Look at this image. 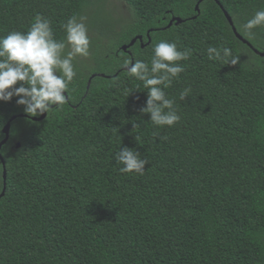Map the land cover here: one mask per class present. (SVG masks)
Returning a JSON list of instances; mask_svg holds the SVG:
<instances>
[{
  "label": "trees",
  "instance_id": "16d2710c",
  "mask_svg": "<svg viewBox=\"0 0 264 264\" xmlns=\"http://www.w3.org/2000/svg\"><path fill=\"white\" fill-rule=\"evenodd\" d=\"M101 1L0 0V36L26 32L41 14L63 39L68 18L87 17ZM198 1L123 0L129 17L105 29L93 16L99 43L78 58L68 103L39 122L12 121L0 151V264H264V70L256 67L264 58L235 38L213 0L197 15ZM218 1L264 52V27L255 40L241 28L264 0ZM175 17L185 22L163 30ZM148 32L149 45L120 50L136 36L145 45ZM161 40L192 55L165 89L181 120L157 128L140 111L143 83L119 64L150 62ZM210 45L232 48L239 62L209 60ZM16 99L0 102V142L12 117L29 116ZM121 147L149 161L144 175L119 171ZM1 176L0 162V194Z\"/></svg>",
  "mask_w": 264,
  "mask_h": 264
},
{
  "label": "clouds",
  "instance_id": "9594fccd",
  "mask_svg": "<svg viewBox=\"0 0 264 264\" xmlns=\"http://www.w3.org/2000/svg\"><path fill=\"white\" fill-rule=\"evenodd\" d=\"M85 16L68 18L62 25L65 36L57 40L51 21L41 14L33 18L26 32L12 30L0 36V102H10L15 97L16 104L30 117L43 115L62 109L70 99L69 86L79 78L78 58L91 55V39ZM264 27V9L257 10L242 26L243 34L255 40V29ZM208 59L220 61L224 65H236L239 56L233 49L222 46H208ZM192 50L179 49L177 43L161 40L153 47L150 62L123 57L119 67L143 83L147 90L146 105L141 113L150 114V123L157 128L173 127L180 120L175 100L168 98L165 89L178 80L185 71L182 61H188ZM264 70V64H257ZM132 89H125L127 97ZM191 93L186 88L180 93L185 101ZM54 106V107H53ZM134 128L139 127L134 124ZM135 139L139 140L136 136ZM115 160L122 165L121 173L144 175L147 159L141 153L128 147H121Z\"/></svg>",
  "mask_w": 264,
  "mask_h": 264
},
{
  "label": "water",
  "instance_id": "95a60500",
  "mask_svg": "<svg viewBox=\"0 0 264 264\" xmlns=\"http://www.w3.org/2000/svg\"><path fill=\"white\" fill-rule=\"evenodd\" d=\"M205 0H199L195 6V12L197 13V15H199V5ZM219 7L220 9L222 10V13L225 17V19L227 20L231 30H232V33L234 34L235 38L240 41L241 43H243L244 45H246L255 55L261 57V58H264V52H259L258 50L254 49L245 39L242 38V36L237 32L236 28L234 27L233 25V22H232V19L231 17L228 15V13L223 9V7L220 5L219 1L218 0H213ZM195 19V17L193 18ZM185 21L184 20H181L180 18H172L168 25L163 28V30H165L166 28H170L173 24L175 26H178L180 24H183ZM149 33H147V43L144 45L143 44V41H142V37L141 36H136L134 37L127 45H123L121 46L120 50L123 51V52H128V49L131 48L136 42H139L141 48H144V46L146 45H149L150 42H151V39L149 37ZM125 71V70H124ZM100 77H105L103 75H99ZM95 76H91V78L89 79L88 81V84H87V91L90 87V83H91V79L94 78ZM107 78V77H105ZM46 116V113L43 114V115H40L39 117H29L27 115H18V116H14L12 117L9 122L5 125V127L3 128L2 130V133L4 135V138L3 140L0 142V151H1V148L7 143L8 139H9V134H10V125L12 123V121H14L17 117H20V118H28L34 122H39V121H42ZM20 147V144H16L15 145V148L18 149ZM0 162H1V165H2V180H3V188H2V192L0 194V198L3 197L5 195V190H6V171H5V163H4V160L2 158V156L0 155Z\"/></svg>",
  "mask_w": 264,
  "mask_h": 264
},
{
  "label": "rangeland",
  "instance_id": "374dc122",
  "mask_svg": "<svg viewBox=\"0 0 264 264\" xmlns=\"http://www.w3.org/2000/svg\"><path fill=\"white\" fill-rule=\"evenodd\" d=\"M99 6L98 10L93 9L95 12H89L86 17L88 35L91 39V43L94 44H98L99 42L97 41L98 33L90 27L91 18L93 16L97 15L96 17L99 19L102 29L110 25H115L117 27L125 18L129 17V10L123 0H102Z\"/></svg>",
  "mask_w": 264,
  "mask_h": 264
}]
</instances>
